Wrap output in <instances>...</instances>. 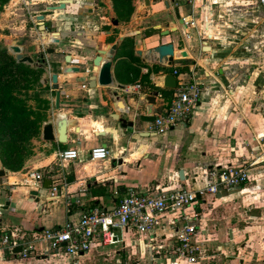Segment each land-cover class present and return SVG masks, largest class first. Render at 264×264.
I'll return each mask as SVG.
<instances>
[{
    "label": "crops",
    "instance_id": "1",
    "mask_svg": "<svg viewBox=\"0 0 264 264\" xmlns=\"http://www.w3.org/2000/svg\"><path fill=\"white\" fill-rule=\"evenodd\" d=\"M70 1L64 10L52 12L46 11L49 0L39 1L46 4L39 24V29L44 25L43 41L54 43L52 33L59 39V49L51 53L56 52L59 60L57 71L50 73L51 94L46 99L47 123L53 125L55 141H43V121V149L25 167L28 174L42 176L39 182L22 173H8L14 177L5 173L7 183L2 178L9 189L0 186V242L11 233L15 246L10 250L0 243V264H65L70 258L63 249L52 250L40 240L45 230L81 211L116 206L129 188L151 195L197 189L204 184L206 169L243 163L249 166L245 185L198 199L186 211L170 210L145 235L123 231L114 245L95 242L79 263L125 264L139 259L169 264L167 252L187 216L196 228L193 242L200 249L193 264H264V4L261 0H147L148 5L144 0ZM149 27L169 33L144 37ZM115 43L111 85L90 88V78L98 73L92 64L98 49ZM167 44L173 45L172 65L159 63L150 54ZM66 55L70 63H65ZM108 59L103 56V61ZM68 67L80 70L68 73ZM53 74L58 79L59 110L54 108ZM167 75L175 82L193 77L203 91L188 122L157 134L154 118L167 109L175 88L164 87ZM148 97H154L153 104L146 101ZM58 116L68 122L66 143L57 141ZM119 119L132 126L123 128ZM99 146L108 150L107 158L91 161L89 151ZM63 150L76 151L77 159L58 164L57 153ZM33 190L39 194L38 202L29 195ZM149 241L161 250L141 255L137 245ZM26 247L33 250L23 259Z\"/></svg>",
    "mask_w": 264,
    "mask_h": 264
},
{
    "label": "built area",
    "instance_id": "2",
    "mask_svg": "<svg viewBox=\"0 0 264 264\" xmlns=\"http://www.w3.org/2000/svg\"><path fill=\"white\" fill-rule=\"evenodd\" d=\"M264 4V0H261ZM177 72H174V75ZM87 85H82L85 89ZM136 89L139 88L137 85ZM203 85L198 84L193 77L186 80L184 77L176 79L171 101L164 113L154 118V128L157 134L173 130L177 126L189 121L196 107ZM74 150L58 151L57 159L60 163H67L77 159ZM108 150L99 146L89 151L91 161L105 160ZM249 166L245 163L226 165L225 167H210L201 177L204 183L197 189L178 188L165 194L151 195L142 192L139 188H129L124 197L112 208H94L79 212L75 217L67 220L62 225L45 230L41 241L47 243L52 250L63 249L64 254L70 258L65 264H80L79 257L86 253L95 242L103 245H114L118 242V233L135 231L145 235L152 231L166 212L170 210L186 211L198 201L208 196L216 197L224 190L241 187L248 182ZM29 179L39 182L42 176L39 173L28 174ZM55 190V189H54ZM53 197L54 194H51ZM174 225V223H172ZM176 243L167 252L169 264H181L182 261L195 263L199 258V246L193 242L196 228L188 222V217L183 216V223L177 227ZM13 234L4 236L0 242L2 246L11 250L15 246L12 241ZM161 250L153 241L140 243L137 251L147 255L150 251ZM33 247H26L22 251V258H28ZM151 259L153 254H149ZM125 264H152L139 259H128Z\"/></svg>",
    "mask_w": 264,
    "mask_h": 264
},
{
    "label": "rangeland",
    "instance_id": "3",
    "mask_svg": "<svg viewBox=\"0 0 264 264\" xmlns=\"http://www.w3.org/2000/svg\"><path fill=\"white\" fill-rule=\"evenodd\" d=\"M33 1L35 4H29L27 0H0V50L15 59V56L9 51V46L15 45L22 49L24 56H30L34 60V63L30 65L33 67L25 76L29 80V85L24 87L21 84L23 78L20 74L16 80L18 79L19 82L21 80V82L14 86L17 97L23 100L28 113H30L28 122L23 121L19 116L9 119L10 114L1 111L2 108H0V145L2 146L0 148V170H4L9 177L10 175L14 177V174L8 173L28 174L29 169L25 168L27 165L29 166L27 162L43 149L41 146L42 122L37 121L45 113L47 123L48 113H46L45 104L42 101L51 94L47 87L50 83V73L57 71V60H59L55 57L56 52L46 54L47 48H53L56 51L59 47L55 43H49L48 38L45 40L46 43L43 41L44 31L39 29L41 22L35 19L36 15H42L46 4L39 3L40 0ZM49 1L50 6H53L55 0ZM123 1L131 3L133 0ZM50 34H47L46 37H49ZM41 55L42 59H40ZM0 63L2 62L0 61ZM6 67L8 70V64ZM56 160L60 164L57 158ZM2 162H5L9 167H18L21 164L22 166L19 171L12 172ZM7 175L3 178V182H8ZM11 181H15V179H11ZM9 218L15 219L14 216Z\"/></svg>",
    "mask_w": 264,
    "mask_h": 264
},
{
    "label": "water",
    "instance_id": "4",
    "mask_svg": "<svg viewBox=\"0 0 264 264\" xmlns=\"http://www.w3.org/2000/svg\"><path fill=\"white\" fill-rule=\"evenodd\" d=\"M29 3H31V0H27ZM145 4L148 5L147 0H144ZM71 3L70 0H60L58 1V5L54 6H48L46 8V11L52 12V11H62L65 9V5ZM36 20L42 23L44 20L43 15H38L35 17ZM114 25H117V21L113 22ZM40 29L44 30V25H40ZM161 33L162 35H167L169 33L168 30L163 31L160 27H149L144 29L143 31V36L144 37H150L154 34H159ZM52 35H55L56 37L58 36L57 33H52ZM121 40L123 37L120 38ZM59 39L56 38L54 43L58 44ZM117 49V43L113 45H108L105 47V49H98L97 53L98 55L93 59L92 64L95 68L98 69V73L96 76H92L89 80V87L94 88L96 85L102 86V87H108L112 83V78H111V60L110 57L114 54V52ZM9 51L15 56V60L18 63L21 64H29L31 65L33 63V59L29 56H24L22 54V50L20 47L15 46V45H10L9 46ZM54 52L53 48L46 49L47 54H51ZM150 54L156 55L157 60L159 63H167L168 65H172L173 62V56H174V51H173V45L172 44H167V45H161L159 47H156L150 51ZM108 55L109 59L107 61H103V56ZM65 63H70V57L69 55L65 56ZM78 67H68L65 69L66 72L68 73H78L79 72ZM188 69L184 68L183 71L186 72ZM57 75L53 74L51 76V89L54 91L55 97H54V108L56 110H59V101H60V93L58 91V83H57ZM164 82V87L166 88H174L176 85L175 78L172 75H167L163 79ZM148 103L154 102V97H148L146 99ZM113 119H117L118 116L113 114L112 115ZM120 122L122 123V127H131L132 123H125L122 119H119ZM56 128H57V141L59 143H66V128L68 125L67 120L64 117L58 116L57 120L55 122ZM42 139L45 142H53L55 141L54 133H53V125L51 123H46L43 128H42ZM5 176V171L0 170V186L4 189H9V187L4 186L2 182V178ZM179 178L182 180L183 179V172L179 171L178 173ZM50 182V181H48ZM29 195L31 197H35V202H38L39 200V194L37 191H30ZM8 203L6 204V206ZM5 208V207H4ZM15 251H21L20 248L15 249Z\"/></svg>",
    "mask_w": 264,
    "mask_h": 264
},
{
    "label": "trees",
    "instance_id": "5",
    "mask_svg": "<svg viewBox=\"0 0 264 264\" xmlns=\"http://www.w3.org/2000/svg\"><path fill=\"white\" fill-rule=\"evenodd\" d=\"M0 61L2 62L0 63V81L2 82L0 84V108H2L1 111H6L7 113H9V119H13V117L19 116L23 121H27L30 113H28L23 100L17 97V93L14 91V86L20 84L21 80L20 82L18 81V79L16 80V78L19 77L20 74H22L21 78H23L21 84L24 85V87L29 85V80H27L25 76L33 66L18 63L13 57L9 56L3 50H0ZM41 62H43V60H41ZM6 64H8L9 66L8 70ZM42 103L45 104V111L48 110L49 102L44 99ZM39 121H45V113L39 117L37 122ZM0 148H2L1 145ZM2 164H4L12 172L19 171L22 166L21 164L18 167H9L5 162H2Z\"/></svg>",
    "mask_w": 264,
    "mask_h": 264
},
{
    "label": "bare ground",
    "instance_id": "6",
    "mask_svg": "<svg viewBox=\"0 0 264 264\" xmlns=\"http://www.w3.org/2000/svg\"><path fill=\"white\" fill-rule=\"evenodd\" d=\"M28 3H29V1H27ZM29 4H32V0H31V3H29ZM55 39H56V36L55 35H52V41L54 42L55 41Z\"/></svg>",
    "mask_w": 264,
    "mask_h": 264
}]
</instances>
